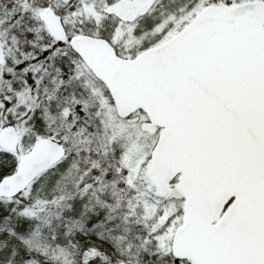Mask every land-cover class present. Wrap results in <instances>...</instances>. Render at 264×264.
<instances>
[{
	"label": "snow or ice",
	"instance_id": "6c2138e0",
	"mask_svg": "<svg viewBox=\"0 0 264 264\" xmlns=\"http://www.w3.org/2000/svg\"><path fill=\"white\" fill-rule=\"evenodd\" d=\"M156 2L101 0L85 12L77 0L72 11L110 43L106 19L119 21L109 33L115 38L129 17ZM177 11L179 18L163 8L151 18L146 31L164 44L150 66L137 69L162 117L161 144L176 158L149 255L162 264H264V0H183ZM82 32L50 39L37 63L18 61L23 82L29 85V70L40 71L44 61L75 51ZM4 100L11 114V97L0 99V108Z\"/></svg>",
	"mask_w": 264,
	"mask_h": 264
},
{
	"label": "trees",
	"instance_id": "16d2710c",
	"mask_svg": "<svg viewBox=\"0 0 264 264\" xmlns=\"http://www.w3.org/2000/svg\"><path fill=\"white\" fill-rule=\"evenodd\" d=\"M44 1L0 0V40L5 55L3 73L0 76V99L11 97L15 108L10 114L7 111L8 101H3L0 128L12 125L19 133L21 128L22 130L28 128L34 134L32 144L39 138H47L65 148L63 160L31 184L35 190L41 182H47V189H44V193H39L42 196L56 192L69 168L77 170L73 173L71 182L62 189L61 199L64 200V208L53 211L55 221L48 234L32 232L29 223L21 216V212L36 205L26 200L23 193L14 199H0V264H162L154 255H149L151 248L147 221L150 218L155 220V224L160 228L164 217L160 215L159 208L165 204L161 200H156L138 182L139 169L150 160V157L139 166H132L115 155L108 142L109 133L113 135L117 128L121 127L128 133L135 128L142 137L153 141L151 146L153 148L156 134L146 136L139 127L140 123L146 121L145 115L138 112L136 116L139 120L132 124L117 118L105 87L92 76L72 51L68 53L77 60L78 66L82 69L76 70L75 74L87 71L106 92L111 106L112 121L115 123L112 128L114 131L110 132L104 124V111L91 103L88 96L81 92L76 75L72 85L65 87L70 73L74 71L69 68L70 61L59 57L54 61H44L40 71L33 73L29 70L30 86L23 82V72L20 69L24 64L43 60L44 57L40 54L41 47L51 39L42 17L41 26L39 28L36 26L38 21L36 3L44 4ZM48 1L51 8L60 16L67 34L72 30L80 32L83 29L81 35L100 38L90 29V25L85 24L86 28L81 27L78 23L80 18L76 14L70 25L65 22L68 14L72 15V6L77 0H70L61 10L56 8L55 0ZM89 1L93 0H79L80 7L84 10ZM99 1L101 0H98V3ZM23 3L29 5L26 11L21 10ZM145 15H138L131 22H124L122 25L137 23L145 18ZM118 23L115 18L109 17L104 22L103 32L112 31V25ZM112 43H120L122 52ZM110 44L116 54L125 59L135 57L150 46L132 49L116 36ZM29 56L36 59L34 61L26 59ZM9 57L13 58V61H10ZM22 59L24 64L18 63ZM10 69L16 71L9 75ZM33 78L39 83H31ZM7 85H21L20 89H26L32 100L28 111L22 117H19L22 113L16 109L13 93L5 89ZM57 98L66 99L67 105L58 106ZM17 117L19 120H16ZM20 155V150L17 154L0 150V181L15 171ZM106 170L109 171L112 185H106L103 189V184H99V178ZM135 198L158 201L160 205L156 210L159 209L160 211H157L159 213L154 211L148 216L141 215L138 213L141 209L140 204Z\"/></svg>",
	"mask_w": 264,
	"mask_h": 264
},
{
	"label": "water",
	"instance_id": "95a60500",
	"mask_svg": "<svg viewBox=\"0 0 264 264\" xmlns=\"http://www.w3.org/2000/svg\"><path fill=\"white\" fill-rule=\"evenodd\" d=\"M41 16L49 37L63 39L66 32L54 10L48 7ZM163 44L164 41L132 59H125L119 57L104 39L79 35L74 41L75 51L72 52L105 87L117 118L128 124L136 123L139 120L136 114L141 112L146 122L140 125V130L153 134L157 131L156 125L163 121L153 92L147 85L145 73L137 69L150 66L151 57ZM4 62L0 40V66ZM18 144L19 136L14 126L7 125L0 129L2 151L16 154ZM65 154V148L60 143L47 138L37 139L29 151L19 157L14 173L0 181V199H14L22 194L38 177L61 162ZM150 167L158 178L157 187L164 190L175 175L176 158L166 145L161 144L159 132L150 154Z\"/></svg>",
	"mask_w": 264,
	"mask_h": 264
},
{
	"label": "rangeland",
	"instance_id": "374dc122",
	"mask_svg": "<svg viewBox=\"0 0 264 264\" xmlns=\"http://www.w3.org/2000/svg\"><path fill=\"white\" fill-rule=\"evenodd\" d=\"M21 2H24L25 0H20ZM46 1V2H45ZM44 4H37L36 2V8H37V17L38 21L36 26L39 28L42 24L41 15L46 11V9L51 4L48 0H45ZM70 0H55L56 8H60V10L65 7L67 4H69ZM101 4V1H99ZM98 3V0H93L88 2V6H85V11L87 12L88 9L92 8V6H95L96 9H99L101 5ZM183 3V0H157L156 3H153L151 5V10L148 11V13L145 15L146 17L137 21V23L134 24H126L125 26L122 25L119 27V34L116 36L118 40H120L124 45L129 46L130 48H136V49H143L147 46L152 47L155 46L163 40H161L155 32L146 31L148 27L151 24V18L159 16L161 9L163 8L166 13H173L177 18H179L180 13L177 11V9L180 8L181 4ZM55 8V7H54ZM81 8V7H80ZM67 18L65 19V22L67 25H70L76 18L75 14L72 13V15L68 14ZM79 21V19H78ZM176 23V21H174ZM81 27H87V25H81ZM73 30L71 31V33ZM112 31H106L103 32V36L106 39H110V41L114 40V38L109 37V33ZM70 33V34H71ZM115 43V42H114ZM112 43V44H114ZM118 43V42H117ZM114 44L116 48L122 52V49L119 44ZM60 59H64L65 61H70V69L74 70L73 73H70V78L67 79V84H65V87H70L72 84V81L74 79V76L76 75L75 72L78 70H82L81 67L78 66L77 60L74 59L69 53L66 55L61 54L59 56ZM10 61H13V58L9 57ZM78 68V69H77ZM77 70V71H76ZM1 73H3V66H0V76ZM76 79L79 83L80 90L84 94L88 96V99L91 101V103L96 104L98 108H101L104 111L103 121L104 124L110 129V132L113 130V119H112V111L111 106L109 102V98L107 97L106 92L101 89L98 84L94 81L93 77L85 70L81 71L76 75ZM1 86V82H0ZM21 86V85H20ZM20 86H14V85H7L5 89L9 92L13 93L14 98L16 99L17 107L16 109L22 113L19 117H22L25 112L28 111L32 100L30 99L28 92L26 89L21 88ZM23 97V100H22ZM56 102L58 106H66L67 101L66 99L62 100L61 98H57ZM2 108H0V114H1ZM16 120H19L17 117ZM142 123H140L141 125ZM117 125V124H116ZM139 125V127H140ZM116 128V126H115ZM114 131V130H113ZM19 135V146L18 150H20L21 155L29 151V149L32 146V139L34 138L33 132L29 131L27 128L20 129V133L18 131ZM146 136L151 137L152 134L149 132L145 133ZM65 139V137H64ZM82 139V138H81ZM80 139V140H81ZM84 142V140H83ZM109 144L112 146L115 155L120 156L127 162L128 164H131L132 166H139L141 162H145L148 160L151 154V146L153 144L152 140H147L146 138L142 137L135 128H132V131L130 133L124 131L121 127L117 128L115 130V133L112 135L109 133ZM98 159V157H95ZM107 169V168H106ZM77 169L71 167L69 168L64 177L62 182L60 183L58 189L56 192L51 193L49 196L45 195L42 196L39 193H44V189H47V182H41L35 190L32 189V186L30 185L25 192L23 193V197H25L26 200L32 201L35 206H33L30 210H25L21 212V216L29 223V226L32 230V232L37 234H48L52 227L53 223L55 221L54 217V210L55 209H63V201L61 199V192L63 187L71 182L73 179V176ZM110 170V169H109ZM139 184L143 185V187L150 192V194L158 201H162L165 204V201L167 200L168 194H169V186L166 187L164 190L161 187H157L158 179L153 174L152 168L150 167V160L146 163H144L139 169ZM109 171L106 170L104 172L103 176L99 178V184H103V189H105L106 185H112V180L109 177L108 174ZM136 202L140 204V210L138 213L141 215H150L154 211L156 213H159L157 211L162 210L165 205L161 206L159 209L158 206L160 205L158 201H150L147 198H135ZM156 205V206H155ZM163 217V216H162ZM147 226L149 227L150 234L154 232L156 229H158L157 224H155V220L148 219ZM149 234V236H150Z\"/></svg>",
	"mask_w": 264,
	"mask_h": 264
},
{
	"label": "flooded vegetation",
	"instance_id": "af4514ba",
	"mask_svg": "<svg viewBox=\"0 0 264 264\" xmlns=\"http://www.w3.org/2000/svg\"><path fill=\"white\" fill-rule=\"evenodd\" d=\"M119 15V12H118ZM138 15H133L131 17H129L125 22H131L132 20H134Z\"/></svg>",
	"mask_w": 264,
	"mask_h": 264
}]
</instances>
